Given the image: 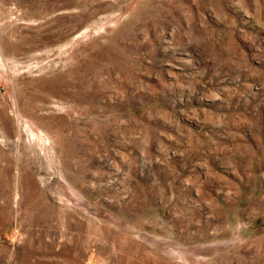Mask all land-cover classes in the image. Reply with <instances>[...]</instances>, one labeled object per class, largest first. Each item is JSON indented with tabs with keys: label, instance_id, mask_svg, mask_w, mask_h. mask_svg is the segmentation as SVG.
Listing matches in <instances>:
<instances>
[{
	"label": "rangeland",
	"instance_id": "1",
	"mask_svg": "<svg viewBox=\"0 0 264 264\" xmlns=\"http://www.w3.org/2000/svg\"><path fill=\"white\" fill-rule=\"evenodd\" d=\"M0 264H264V0H0Z\"/></svg>",
	"mask_w": 264,
	"mask_h": 264
}]
</instances>
